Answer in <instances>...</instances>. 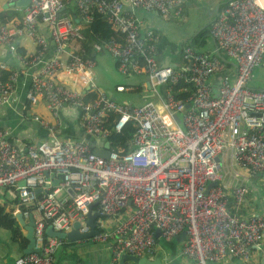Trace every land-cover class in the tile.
<instances>
[{"label": "built area", "instance_id": "obj_1", "mask_svg": "<svg viewBox=\"0 0 264 264\" xmlns=\"http://www.w3.org/2000/svg\"><path fill=\"white\" fill-rule=\"evenodd\" d=\"M69 1L81 23L95 25L98 14L117 35L94 43V50L107 52L121 75L145 74L154 89L166 83L164 92L133 104L98 88L80 25L63 13ZM129 1L127 7L121 0H29L20 19L0 22V45L13 56L17 39L35 46L19 58V68L0 62V69L9 71L0 79V108L13 101L24 73L28 104L42 105L52 118L33 116L47 132L39 142L27 129L15 144L10 129L0 126V189L14 201L12 214L33 218L35 250L17 256L14 264H54L62 242L45 229L68 232L78 221V232L87 233L90 208L97 213L96 232L82 241L105 245L113 261L122 254L152 257L155 229L164 241L184 234L181 254L192 264L228 254L248 261L253 247L260 249L264 215L239 217L228 203L232 198V208H238L248 178L264 173V89L247 85L254 68L264 67V0H227L208 27L214 50L202 53L187 44L175 66L161 64L160 34L142 30L136 11L181 17L183 0ZM63 73L73 82H64ZM217 74L214 88L211 78ZM181 81L191 84L187 99L173 91ZM61 115H73L97 147L131 123L130 148L112 150L110 144L108 156H99L86 139L59 136ZM227 161L239 179L230 192L223 172Z\"/></svg>", "mask_w": 264, "mask_h": 264}, {"label": "crops", "instance_id": "obj_2", "mask_svg": "<svg viewBox=\"0 0 264 264\" xmlns=\"http://www.w3.org/2000/svg\"><path fill=\"white\" fill-rule=\"evenodd\" d=\"M226 1L183 0L182 16L170 17L169 19H162L155 12L142 10H137L136 15L141 20L142 30H153L160 34L158 41V59L161 64L175 66L180 63V52L187 44H192L196 51L202 53H211L214 50L215 41L209 36L207 31L202 37L199 34L204 29H208L210 23L215 19L218 12L222 10ZM5 4H7L5 0H0V12L7 8H10V10L13 8H5ZM76 20L81 28L85 27V24L81 23L78 19ZM98 29L99 25L91 27L93 32ZM40 30L48 39L47 31L42 28ZM16 45L21 51L18 52L17 50L16 56H13L7 50L6 46L0 45V62L5 63L7 66L6 69L19 68L21 66L19 58L23 56L27 57L35 50V46L28 39H17ZM91 58L94 61V83H97L96 85L98 86L100 85L99 87H102L104 91L101 90L113 98L119 101L123 100L133 104H139L144 100L154 99L156 97L158 91L151 87L145 74L121 75L117 70L116 61L105 51H96L93 49ZM262 68L264 69V67ZM262 68L260 66L254 68L253 73H256L247 83L249 88L264 89V70ZM61 79L64 82H73V79L65 73L61 74ZM102 79H109V81L103 82ZM219 80L220 75L218 74L211 78V83L214 88L218 85ZM253 80L255 84L249 86V83ZM117 85L124 86L126 90L122 92L116 91L115 87ZM28 88L29 76L21 73L16 85V93L13 101L9 105L0 108V126L10 129L11 141L15 144L21 142L20 140L23 138V134L27 129L30 130L32 138L36 142L47 137L46 130L38 122L34 121V115L47 118L48 122L52 121V118L42 105L30 106L28 104L26 100ZM60 121H62V126L58 130L59 136L81 138L79 137L81 130L73 115H61ZM99 142L103 145L105 141L102 140ZM223 158L228 159V154H225ZM223 170L224 172L226 171L225 179L230 186V192L238 183L239 179L234 176L235 167L229 166L228 161ZM247 186L248 193L250 188L252 190L250 196H245L243 203L238 208H232V212H235L239 217H246L250 214L264 215L263 175L253 174L250 176L247 180ZM13 202L8 198L4 190L0 189V204L4 206L5 212H10L13 209ZM24 220L28 222L29 218H24ZM24 231V227L17 220L12 228H6L0 225V264H14V259L24 254L23 251L28 242L24 237ZM157 238L156 252L152 257L147 258L152 260L159 258L161 264H192L189 258L181 254L185 241L184 234H180L169 241H164L160 237ZM64 240L69 242L66 239ZM259 245L261 250L253 247L248 261L228 254L222 260L209 262L208 264H260L261 258L264 256V235ZM118 260L113 261L111 259L108 248L105 245L90 241L72 242L65 248L60 246L55 254L56 264H118ZM128 264L136 263L128 262Z\"/></svg>", "mask_w": 264, "mask_h": 264}, {"label": "trees", "instance_id": "obj_3", "mask_svg": "<svg viewBox=\"0 0 264 264\" xmlns=\"http://www.w3.org/2000/svg\"><path fill=\"white\" fill-rule=\"evenodd\" d=\"M7 10V11H5ZM5 10H2L0 12V22L5 23L13 18L20 19L22 16V11L19 8H7ZM64 14H69L71 18L73 19V22L78 19L77 10L74 6L72 1H69L65 3L64 5ZM96 24L95 25H85V27L81 28V32L84 35L85 39L81 42L82 46L86 50V55L88 57H91L93 52V44L99 43L103 40H108L111 38H118L117 35H115L109 28L108 23L103 19V17H100L98 14L95 15ZM96 25H99V29L95 32L91 30V27H94ZM208 29H204V31H201L199 34L200 37L203 36V34ZM192 45V44H191ZM18 52L20 51V48L17 46ZM8 72L6 70L0 69V79H6L8 76ZM182 91H179V90ZM173 91L175 92V96L177 98L181 99H187L188 96L191 94V84L190 83H184L183 81L179 82L176 86H174ZM134 132V128L131 123H128L119 133H113L111 136L108 137V140L111 144V149H117V148H123L125 150H128L130 148L129 146V139L131 138L132 133ZM262 175V174H260ZM247 184V181H246ZM248 188V186H247ZM248 193V192H247ZM228 208L232 211V198H229ZM16 220L14 215L12 214V210L10 212H5L4 206L0 204V225L6 228H12L13 225H15ZM61 247L65 248L68 246V244L72 242H66L64 239H61Z\"/></svg>", "mask_w": 264, "mask_h": 264}, {"label": "water", "instance_id": "obj_4", "mask_svg": "<svg viewBox=\"0 0 264 264\" xmlns=\"http://www.w3.org/2000/svg\"><path fill=\"white\" fill-rule=\"evenodd\" d=\"M121 2L127 7L130 5L129 0H121ZM28 3H29V0H16L15 2H9V3L5 4L4 7L5 8L6 7L23 8ZM75 22L77 23V20H75ZM147 79H148V77H147ZM165 88H166V83H161V84L157 85V90L161 94L164 92ZM186 107H188V104H186ZM174 119L176 121H178V116L174 115ZM79 137L84 138L88 141L90 147L92 148L93 153H95L99 156H103V157L108 156L109 147H110L109 141H105L103 146L99 148L96 146V144L94 143L93 139L91 138V136L89 134H85L84 132L81 131L79 134ZM215 160L219 161V157H216ZM262 175L264 177V173ZM52 183L54 185L57 184V179L52 180ZM23 184H24V181L21 180L19 182V185H23ZM215 184H216L215 182L208 183L207 190ZM35 192H39V189H36ZM14 216H15V219L17 220V222L21 226H23L25 229L23 234H24V237L26 238V240L28 242H27L26 248L23 251L24 254L34 251L35 250L34 249L35 239L33 236V218H32V216L29 217L28 222H26L24 220L21 212L15 213ZM86 216H87V225L90 226V230L87 233L81 234L78 232V230H77V228L79 227L78 221L73 222V228H72V230H70L68 232L54 231L51 226H47V228L45 229V232L47 235L54 236V237H57L59 239H66L69 242H77V241L89 239L96 232L94 220L97 216V213L92 212L91 208H90ZM155 235H156V237L160 236L159 229H155ZM261 254H262V252H261ZM125 262H133L136 264H161L159 258H155L152 260V259H149L147 257L138 258V257H135L134 255L122 254L118 260V264H124ZM260 264H264V256H262Z\"/></svg>", "mask_w": 264, "mask_h": 264}, {"label": "rangeland", "instance_id": "obj_5", "mask_svg": "<svg viewBox=\"0 0 264 264\" xmlns=\"http://www.w3.org/2000/svg\"><path fill=\"white\" fill-rule=\"evenodd\" d=\"M260 68H262V67H260ZM262 69H263V68H262ZM263 70H264V69H263ZM255 73H256V72L253 73V77H254ZM102 80H103V82H108V81H109V79H102ZM254 80H255V79H254ZM254 80H253L252 82L249 83V86H253V85L255 84ZM95 82H96V80H95ZM96 84H97V83H96ZM99 86H100V85H99ZM99 86L97 85L98 88L102 89V87H99ZM102 90H103V89H102ZM103 91H104V90H103ZM223 172H224V170H223ZM224 173H225V175H226V171H225ZM249 185H250V184H249ZM251 192H252V190H251V188H250L249 193H248V195H246V196H250Z\"/></svg>", "mask_w": 264, "mask_h": 264}, {"label": "clouds", "instance_id": "obj_6", "mask_svg": "<svg viewBox=\"0 0 264 264\" xmlns=\"http://www.w3.org/2000/svg\"><path fill=\"white\" fill-rule=\"evenodd\" d=\"M74 4V3H73ZM19 9H21L22 10V8H19ZM109 141V140H108ZM95 143V142H94ZM15 215V214H14Z\"/></svg>", "mask_w": 264, "mask_h": 264}]
</instances>
